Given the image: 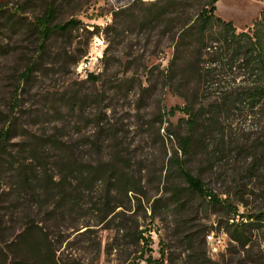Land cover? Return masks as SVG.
<instances>
[{
	"label": "rangeland",
	"instance_id": "1",
	"mask_svg": "<svg viewBox=\"0 0 264 264\" xmlns=\"http://www.w3.org/2000/svg\"><path fill=\"white\" fill-rule=\"evenodd\" d=\"M47 1L0 0V129L12 127L0 145V261L35 264L19 248L27 233L49 264H264V220L246 249L227 230L235 208L238 221L264 213V114L189 124L196 38L181 37L180 16L175 35L167 18L149 23L157 0H57L58 20L81 27L45 41L34 20ZM263 10L264 0L217 4L238 32ZM179 164L221 200L229 192L231 207L189 191ZM115 169L134 191L111 180ZM209 235L223 241L216 252Z\"/></svg>",
	"mask_w": 264,
	"mask_h": 264
},
{
	"label": "trees",
	"instance_id": "2",
	"mask_svg": "<svg viewBox=\"0 0 264 264\" xmlns=\"http://www.w3.org/2000/svg\"><path fill=\"white\" fill-rule=\"evenodd\" d=\"M220 0H157L150 10L147 20L149 23L170 21V31L175 35V24L180 16V30L182 36L189 35L196 38L197 43V113L192 105H187L183 110L191 116L189 124L193 127L207 122L209 126L217 127L220 124L222 114L243 112L250 121L260 119L264 114V10L261 17L254 23L251 30L238 32L232 21H227L217 15V4ZM192 6L194 11L183 12L185 7ZM60 5L57 0H48L41 15L35 17L34 25L44 40H48L56 31H67L71 27H81V21H59ZM192 33V35H190ZM235 69V70H234ZM89 77L95 78L93 73ZM203 93L214 91L215 99L208 102L200 99ZM250 117V118H249ZM255 124V123H253ZM215 134V131H209ZM12 127L0 129V145L10 138ZM188 142V139L185 140ZM87 171V170H86ZM79 170L78 173H85ZM179 171L188 183V189L206 198H210L222 207H231L230 193L227 198L221 200L205 184L183 164H179ZM97 172V171H96ZM114 179L127 186L128 192L134 191L133 181L129 175L119 174L118 170H112ZM90 174L92 182H96ZM80 181L85 183L86 178ZM228 219V233L230 238L239 247L246 249L252 237L247 229L255 223L264 220V213L242 214V221L237 220L238 208L232 212ZM240 216V215H239ZM249 220V221H245ZM140 240L146 241L142 236ZM21 244L23 247H21ZM21 253L29 257L35 264H49L51 260L45 257L42 250L30 234L24 233L20 243ZM240 254V253H239ZM152 264V256L145 259ZM8 257L1 259L0 264H7Z\"/></svg>",
	"mask_w": 264,
	"mask_h": 264
},
{
	"label": "built area",
	"instance_id": "3",
	"mask_svg": "<svg viewBox=\"0 0 264 264\" xmlns=\"http://www.w3.org/2000/svg\"><path fill=\"white\" fill-rule=\"evenodd\" d=\"M100 57H102V54L99 55V57L97 55L96 56H91V58L87 59V61H85V62L83 61L82 65L80 66V71L87 73L88 70L91 69V64L93 62L94 63L98 62ZM208 239H209V243L212 246L213 251H215V252L218 251V249H219V245L218 244H222V242H223L222 239L220 238L217 241V239L213 235H209Z\"/></svg>",
	"mask_w": 264,
	"mask_h": 264
}]
</instances>
